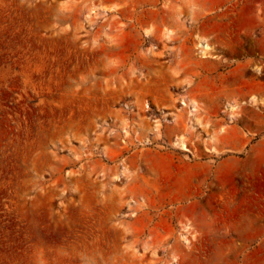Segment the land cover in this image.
Segmentation results:
<instances>
[{
    "label": "rangeland",
    "instance_id": "374dc122",
    "mask_svg": "<svg viewBox=\"0 0 264 264\" xmlns=\"http://www.w3.org/2000/svg\"><path fill=\"white\" fill-rule=\"evenodd\" d=\"M0 264H264V0H0Z\"/></svg>",
    "mask_w": 264,
    "mask_h": 264
},
{
    "label": "bare ground",
    "instance_id": "6f19581e",
    "mask_svg": "<svg viewBox=\"0 0 264 264\" xmlns=\"http://www.w3.org/2000/svg\"><path fill=\"white\" fill-rule=\"evenodd\" d=\"M197 49L200 58H206L207 56H209V51L211 50L210 48H208V46L201 43L197 44Z\"/></svg>",
    "mask_w": 264,
    "mask_h": 264
}]
</instances>
